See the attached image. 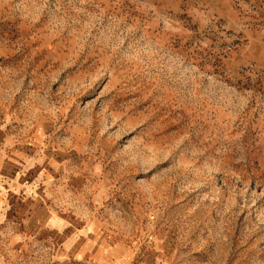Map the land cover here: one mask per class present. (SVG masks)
Segmentation results:
<instances>
[{
    "label": "rangeland",
    "instance_id": "rangeland-1",
    "mask_svg": "<svg viewBox=\"0 0 264 264\" xmlns=\"http://www.w3.org/2000/svg\"><path fill=\"white\" fill-rule=\"evenodd\" d=\"M0 130V264H264V0H0Z\"/></svg>",
    "mask_w": 264,
    "mask_h": 264
},
{
    "label": "crops",
    "instance_id": "crops-1",
    "mask_svg": "<svg viewBox=\"0 0 264 264\" xmlns=\"http://www.w3.org/2000/svg\"><path fill=\"white\" fill-rule=\"evenodd\" d=\"M1 132V130H0ZM3 136L0 133V139H2ZM1 141V140H0ZM15 160L11 157H6L5 150L3 147H0V215H4V207L9 206H18V198L19 194L17 190L15 189V186H13L14 178H13V172L12 167L15 165ZM11 214H6L7 218L5 219L13 221V218L15 215H13V210H10ZM3 216H0V218Z\"/></svg>",
    "mask_w": 264,
    "mask_h": 264
}]
</instances>
